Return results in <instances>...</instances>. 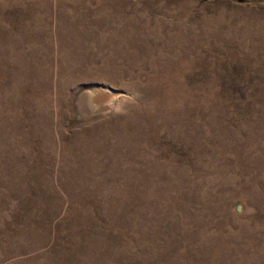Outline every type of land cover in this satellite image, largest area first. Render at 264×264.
Here are the masks:
<instances>
[{
  "label": "rangeland",
  "instance_id": "obj_1",
  "mask_svg": "<svg viewBox=\"0 0 264 264\" xmlns=\"http://www.w3.org/2000/svg\"><path fill=\"white\" fill-rule=\"evenodd\" d=\"M0 264H264V0H0Z\"/></svg>",
  "mask_w": 264,
  "mask_h": 264
},
{
  "label": "bare ground",
  "instance_id": "obj_2",
  "mask_svg": "<svg viewBox=\"0 0 264 264\" xmlns=\"http://www.w3.org/2000/svg\"><path fill=\"white\" fill-rule=\"evenodd\" d=\"M86 99H87V92H85L84 94H81L79 97L80 101L77 104L76 108H77V112L80 116H84V114H86V113H92L93 112L92 107H90L88 105V102ZM90 105H91V103H90Z\"/></svg>",
  "mask_w": 264,
  "mask_h": 264
},
{
  "label": "water",
  "instance_id": "obj_3",
  "mask_svg": "<svg viewBox=\"0 0 264 264\" xmlns=\"http://www.w3.org/2000/svg\"><path fill=\"white\" fill-rule=\"evenodd\" d=\"M236 210H237V211L239 210V205H238V204L236 205Z\"/></svg>",
  "mask_w": 264,
  "mask_h": 264
}]
</instances>
